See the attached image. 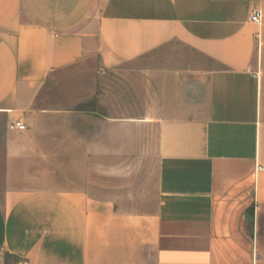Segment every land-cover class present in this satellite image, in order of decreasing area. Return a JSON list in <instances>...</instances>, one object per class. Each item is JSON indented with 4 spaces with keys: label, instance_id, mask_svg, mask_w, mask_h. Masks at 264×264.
<instances>
[{
    "label": "crops",
    "instance_id": "0c3cea01",
    "mask_svg": "<svg viewBox=\"0 0 264 264\" xmlns=\"http://www.w3.org/2000/svg\"><path fill=\"white\" fill-rule=\"evenodd\" d=\"M173 43L139 113L47 96ZM263 167L264 0H0V264H264Z\"/></svg>",
    "mask_w": 264,
    "mask_h": 264
},
{
    "label": "rangeland",
    "instance_id": "374dc122",
    "mask_svg": "<svg viewBox=\"0 0 264 264\" xmlns=\"http://www.w3.org/2000/svg\"><path fill=\"white\" fill-rule=\"evenodd\" d=\"M209 65L213 63L203 56L183 45L173 43L139 60L124 62L105 75H98L97 79L91 75L90 71L93 69V62L81 63L73 71L67 72L63 78L62 82L65 84L63 86L66 88L52 89L47 96L78 99L92 95L98 98L101 111L136 114L142 109L145 88L144 71L163 68H197ZM77 102L75 100L72 104ZM87 104L89 105V102Z\"/></svg>",
    "mask_w": 264,
    "mask_h": 264
},
{
    "label": "built area",
    "instance_id": "2783aa9c",
    "mask_svg": "<svg viewBox=\"0 0 264 264\" xmlns=\"http://www.w3.org/2000/svg\"><path fill=\"white\" fill-rule=\"evenodd\" d=\"M250 19L253 23L260 24L262 21V12L259 9L254 10ZM8 127L11 130H25L27 128V126L20 120L11 121ZM262 169L264 170V167Z\"/></svg>",
    "mask_w": 264,
    "mask_h": 264
}]
</instances>
